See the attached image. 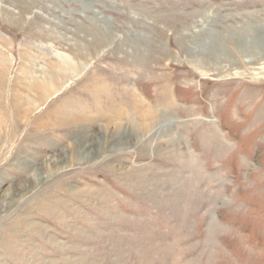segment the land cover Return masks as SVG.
<instances>
[{"label": "rangeland", "instance_id": "obj_1", "mask_svg": "<svg viewBox=\"0 0 264 264\" xmlns=\"http://www.w3.org/2000/svg\"><path fill=\"white\" fill-rule=\"evenodd\" d=\"M254 39L264 0H0V264H264Z\"/></svg>", "mask_w": 264, "mask_h": 264}, {"label": "bare ground", "instance_id": "obj_2", "mask_svg": "<svg viewBox=\"0 0 264 264\" xmlns=\"http://www.w3.org/2000/svg\"><path fill=\"white\" fill-rule=\"evenodd\" d=\"M32 1V0H31ZM10 18V17H9ZM50 36V35H49ZM258 40V39H257ZM256 39H254V41H250V43H244V47L247 51V53H260V54H264V44L258 42ZM244 41V40H243ZM243 47V46H242ZM223 54V52H222ZM256 55V54H255ZM254 55V56H255ZM249 56V55H248ZM258 56V55H257ZM253 58V57H252ZM256 58V57H255ZM253 60V59H252ZM255 60L251 61L254 62ZM261 61H264L263 58L261 59ZM198 63V62H197ZM263 63V62H262ZM253 64V63H252ZM197 65V64H194ZM255 65V64H254ZM264 65V63H263ZM204 68V67H203ZM202 68V69H203ZM200 69V67H199ZM206 70V69H205ZM260 70L262 71V73H264V67H260ZM261 72L256 73V75H260ZM139 101V100H138ZM140 103V102H137ZM160 111V110H159Z\"/></svg>", "mask_w": 264, "mask_h": 264}]
</instances>
